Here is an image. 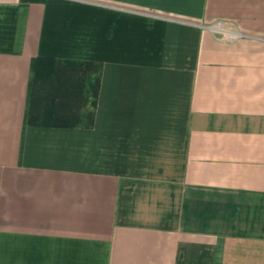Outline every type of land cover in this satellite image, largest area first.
Masks as SVG:
<instances>
[{"label":"crops","instance_id":"1","mask_svg":"<svg viewBox=\"0 0 264 264\" xmlns=\"http://www.w3.org/2000/svg\"><path fill=\"white\" fill-rule=\"evenodd\" d=\"M39 56L99 64L80 124ZM0 264H264V0H0Z\"/></svg>","mask_w":264,"mask_h":264},{"label":"trees","instance_id":"2","mask_svg":"<svg viewBox=\"0 0 264 264\" xmlns=\"http://www.w3.org/2000/svg\"><path fill=\"white\" fill-rule=\"evenodd\" d=\"M98 74L99 64L93 61L75 62L37 57L28 120L35 122L40 119L41 105L52 101L54 106L53 112L48 115L49 121L57 125L80 124L86 113V109H83L89 104H95L97 99L95 87H83L85 76H91L92 84L95 85ZM71 103L75 106L74 113L65 114L66 109H71Z\"/></svg>","mask_w":264,"mask_h":264},{"label":"built area","instance_id":"3","mask_svg":"<svg viewBox=\"0 0 264 264\" xmlns=\"http://www.w3.org/2000/svg\"><path fill=\"white\" fill-rule=\"evenodd\" d=\"M214 35L224 41H233L245 35L240 25L230 18H219L211 22L202 24Z\"/></svg>","mask_w":264,"mask_h":264}]
</instances>
